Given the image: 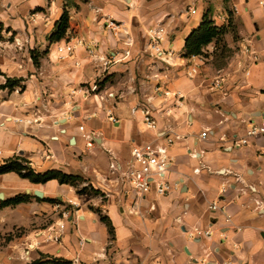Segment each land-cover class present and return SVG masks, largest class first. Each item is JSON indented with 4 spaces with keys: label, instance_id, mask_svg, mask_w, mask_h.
<instances>
[{
    "label": "crops",
    "instance_id": "1",
    "mask_svg": "<svg viewBox=\"0 0 264 264\" xmlns=\"http://www.w3.org/2000/svg\"><path fill=\"white\" fill-rule=\"evenodd\" d=\"M260 1L0 0L6 38L17 42L0 46L10 50L0 57V165L60 170L97 191L0 174L3 200L43 193L0 210V234L25 228L0 247V264H264V134L247 136L264 121ZM65 11L67 34L50 42ZM205 21L224 34L203 55H187L186 39ZM155 27L163 29L158 50L149 40ZM69 41L80 44L60 58L58 48ZM247 43L255 57H242ZM34 48L43 51L37 69L28 54ZM195 64L198 73L190 75ZM221 70L232 79L210 91ZM6 77L17 83L5 87ZM94 85L98 91L87 97L77 92ZM145 106L157 131L174 138L169 178L180 188L163 197L139 196L112 169L125 170L132 147L154 138Z\"/></svg>",
    "mask_w": 264,
    "mask_h": 264
},
{
    "label": "built area",
    "instance_id": "2",
    "mask_svg": "<svg viewBox=\"0 0 264 264\" xmlns=\"http://www.w3.org/2000/svg\"><path fill=\"white\" fill-rule=\"evenodd\" d=\"M261 5H264V0L260 1ZM192 14L196 13L195 9H190ZM163 29L161 27L152 28L149 32V40L150 46L152 49L158 50V45L162 41ZM79 43H74L69 41L65 43L62 47L58 48V53L60 54V58H65L69 55H72ZM160 52V51H159ZM128 54V53H127ZM242 57H255V52L249 43L243 45L241 48ZM195 57V56H192ZM241 57V56H240ZM243 58H239L238 65L242 67ZM199 64H195L190 66L189 74L196 75L198 73ZM246 75L249 74L248 70H244ZM232 79L231 71H219L217 76L210 82L209 90L217 91L222 90L227 82ZM98 91V87L94 85L90 89L79 88L77 92L82 93L85 97L90 95L91 93H96ZM167 96L168 93H165ZM111 96V94H110ZM178 97L179 94H176ZM175 107H180L181 102L178 101L175 103ZM141 112L143 115V121L146 127L149 130L154 132V138L142 145H134L131 150L132 160L131 163L127 166V168L123 171L119 170L116 165H112V169L114 172L120 174L122 180L133 190L137 192L139 196H145L150 192H154L158 197H163L172 193L174 191L179 190L180 182L179 181H171L169 178V174L171 173L173 167V161L171 155H169L168 147L174 142V138L170 135H166L165 133L158 132L157 130V121L153 116L152 110L150 107L141 108ZM108 115L110 119L115 122L116 119L112 115V109L108 110ZM84 128L81 127V130ZM207 131L202 133V137H206ZM261 134H264V121L261 123H253L250 126L249 131L247 132L248 137H256ZM91 140L88 145H91L92 137L87 136ZM160 139H164V143H160ZM243 144L247 143V140L244 139L241 141ZM212 210H216L218 207L215 203L211 206ZM228 221L230 220L227 217ZM198 234L209 235V232H201ZM59 237L54 236L52 239L55 241L58 240Z\"/></svg>",
    "mask_w": 264,
    "mask_h": 264
},
{
    "label": "trees",
    "instance_id": "3",
    "mask_svg": "<svg viewBox=\"0 0 264 264\" xmlns=\"http://www.w3.org/2000/svg\"><path fill=\"white\" fill-rule=\"evenodd\" d=\"M68 29V13L65 11L60 19L56 22L55 32L50 37V42H56L65 37ZM223 28L214 27L212 22L205 21L197 29H195L186 39L187 55H203V47L207 46L213 40L220 41L224 34ZM12 80L7 79L6 86H12ZM11 171L17 172L21 177L28 179L32 183L44 184L51 180H57L60 184L76 185L80 182L83 183L84 179L80 176L66 174L60 170H49L44 173H35L31 169H27L24 164L18 161H9L0 165V174L8 173ZM93 193H97L91 189ZM86 192V187H83L80 193ZM29 195L19 194L13 198L0 201V207L14 206L28 200ZM101 220L107 224L110 233L112 234L110 223L108 219L101 215ZM30 264H69L68 261L60 259H39Z\"/></svg>",
    "mask_w": 264,
    "mask_h": 264
},
{
    "label": "rangeland",
    "instance_id": "4",
    "mask_svg": "<svg viewBox=\"0 0 264 264\" xmlns=\"http://www.w3.org/2000/svg\"><path fill=\"white\" fill-rule=\"evenodd\" d=\"M4 31H5L4 23L0 22V46H1V43H2V42H14V43H15L16 41L14 40L13 37H12V38H6L7 35L4 33ZM54 32H55V29L52 31V33H51L50 36L47 38V40L50 41V37L53 35ZM66 34H67V33H66ZM16 43H17V42H16ZM7 52H10L9 48H7ZM7 52H6V50L3 48V50L0 51V57H2V56H3V58H5L6 56L9 57V53H7ZM20 52H21V50L18 49V53H20ZM42 52H43V51H40V50H38L37 48H34L33 50L28 51V54H30V57H31L32 60H33V64H34L35 69H37V68L39 67L40 58H41L42 55H43ZM7 57H6V58H7ZM0 76H4L3 73L1 72V70H0ZM4 77H5V76H4ZM1 78H2V77H0V79H1ZM6 79H7V77H6ZM11 80H12V79H11ZM12 82H13V83H17L16 81H13V80H12ZM1 86H2V85H0V87H1ZM67 185H69V184H67ZM70 186L74 187V188L76 189V192H77L78 194H87V195H93V194H94V193L92 192L91 188H89V186L83 185L82 182L76 184L75 186H74V185H70ZM83 187H86V192H84V193H80V191H81V189H82ZM26 195H29V194L26 193ZM31 198H32V199H33V198H36V196H35L34 194H33V195H32V194L29 195L28 200H27L26 202H23V203L30 202V201H31ZM48 200H49L50 203H56V202H57L56 199H48ZM20 204H21V203H20ZM2 208H4V207H0V210H1ZM60 209H62V208H60ZM24 233H25V228L21 227V228H18L17 230H15L14 234H12V233H6V234H4V235L0 234V247L3 246V245H5V243H8V242L12 239V237H13L14 235H16V236L19 237V236H22ZM4 240H5V242H4Z\"/></svg>",
    "mask_w": 264,
    "mask_h": 264
},
{
    "label": "water",
    "instance_id": "5",
    "mask_svg": "<svg viewBox=\"0 0 264 264\" xmlns=\"http://www.w3.org/2000/svg\"><path fill=\"white\" fill-rule=\"evenodd\" d=\"M34 195H36L37 197H42L43 193L41 191H34ZM3 199H4L3 193H0V200Z\"/></svg>",
    "mask_w": 264,
    "mask_h": 264
}]
</instances>
